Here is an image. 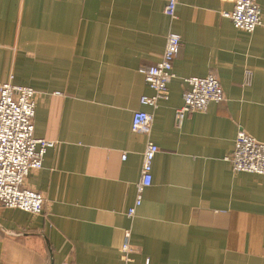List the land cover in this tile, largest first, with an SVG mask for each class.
<instances>
[{
  "label": "crops",
  "instance_id": "1",
  "mask_svg": "<svg viewBox=\"0 0 264 264\" xmlns=\"http://www.w3.org/2000/svg\"><path fill=\"white\" fill-rule=\"evenodd\" d=\"M178 1L171 19L167 0H0V83L35 89V136L55 142L25 180L43 213L0 203V264H119L126 229L130 264H264V174L226 160L240 129L264 141V0L253 31L223 16L233 0ZM170 30L175 77L154 108L140 67ZM209 74L225 100L177 126L185 79ZM139 110L150 133L131 129ZM149 141L153 182L129 217Z\"/></svg>",
  "mask_w": 264,
  "mask_h": 264
},
{
  "label": "built area",
  "instance_id": "2",
  "mask_svg": "<svg viewBox=\"0 0 264 264\" xmlns=\"http://www.w3.org/2000/svg\"><path fill=\"white\" fill-rule=\"evenodd\" d=\"M233 2L234 8L223 11L222 14L231 19L237 28L253 31L263 23L259 0ZM178 3V0H167L164 12L169 18H177ZM181 42V35L170 30L161 59L155 64L140 67L147 84L154 90V95L141 97L142 104L155 108L160 100L168 99L169 83L175 77L173 65ZM246 76L247 83H250L252 73L247 71ZM185 82L189 84V88L183 93L184 104L175 112V122L179 127L187 117L205 111L210 103L225 100L220 79L214 74L191 76ZM35 115L36 91L33 87L12 81L0 83V203L5 207L40 214L44 211L46 198L41 192L27 187L25 180L31 170L43 167L46 151L55 142L35 136ZM153 120V113L135 111L131 129L137 133H150ZM158 151L159 147L153 141L147 143L141 178L137 183L136 200L127 212L129 217H134L138 206L142 204L145 189L153 182V161ZM226 160L234 171L264 174V141L240 129L235 138L234 149L226 156ZM135 252L131 243V230L126 229L119 264H130ZM145 264H150L149 259Z\"/></svg>",
  "mask_w": 264,
  "mask_h": 264
}]
</instances>
